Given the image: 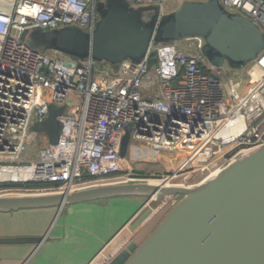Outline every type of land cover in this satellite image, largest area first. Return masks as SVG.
<instances>
[{"label":"built area","instance_id":"built-area-1","mask_svg":"<svg viewBox=\"0 0 264 264\" xmlns=\"http://www.w3.org/2000/svg\"><path fill=\"white\" fill-rule=\"evenodd\" d=\"M99 1L0 0V170H23L27 178L20 182L46 183L14 190L66 191L139 178L132 162L120 155L129 125L130 139L155 152L178 153L176 168L155 178L160 181L177 176L199 181L264 141V49L246 78L237 79L225 78V68L207 60L199 36L186 38L188 48L150 43L140 61L125 60L117 69L53 48L41 52L20 39L34 28L76 27L91 33ZM126 1L134 8L156 7L159 19L169 13L167 2L180 6L189 0ZM218 2L264 33V0ZM145 85H156V94H144ZM69 103L59 114L57 142L47 141L34 158H22L29 151L31 125L47 119L50 105Z\"/></svg>","mask_w":264,"mask_h":264},{"label":"water","instance_id":"water-1","mask_svg":"<svg viewBox=\"0 0 264 264\" xmlns=\"http://www.w3.org/2000/svg\"><path fill=\"white\" fill-rule=\"evenodd\" d=\"M95 29L76 27L24 30L20 39L34 49H57L98 65L140 61L150 43L171 44L199 36L202 54L214 66L232 68L252 62L264 49L263 31L248 18L225 11L218 0L183 1L157 18L156 7L134 8L126 0H100ZM61 107L49 106L47 119L31 125L56 143ZM130 128L124 130L120 155L125 156ZM129 178L94 183L66 191L0 194V211L56 207L100 198L163 196L173 203L123 264H264V141L242 150L195 184L150 183ZM44 236L0 237V243L38 245Z\"/></svg>","mask_w":264,"mask_h":264},{"label":"crops","instance_id":"crops-1","mask_svg":"<svg viewBox=\"0 0 264 264\" xmlns=\"http://www.w3.org/2000/svg\"><path fill=\"white\" fill-rule=\"evenodd\" d=\"M167 6L170 12L179 4ZM156 91V85H145L144 94ZM135 141L130 139L125 154L133 167L135 158L137 162L153 163L165 154ZM154 200L122 195L67 204L61 209L51 206L0 211V237L44 236L38 245L0 243V264H123L146 237L148 228L152 230L166 213L168 203L154 209L150 205Z\"/></svg>","mask_w":264,"mask_h":264},{"label":"rangeland","instance_id":"rangeland-1","mask_svg":"<svg viewBox=\"0 0 264 264\" xmlns=\"http://www.w3.org/2000/svg\"><path fill=\"white\" fill-rule=\"evenodd\" d=\"M172 2H167V5H169ZM191 42L187 41L186 39H182L179 41H176V46L177 47H182V48H188L189 44ZM252 65L251 62H249L248 64L242 66V67H238V68H232L230 67L226 62H224L222 64V67L225 68V78H237V79H245L246 78V73L247 70L250 68V66ZM70 103L67 104L65 107H61V114L62 112H64L65 110L67 111L70 107H69ZM131 126L129 125L127 128H130ZM47 135L45 133V131H31L30 135L28 137V147H29V151L28 153H23L21 155L22 158L26 157V158H34L35 157V153L36 151L47 142ZM132 141V140H131ZM137 144L139 141H135ZM128 155V153H127ZM137 156V154H136ZM138 158H135L134 160V173L136 174H141L138 175L139 178H147V179H155V178H161L162 176L166 175L167 173H169L170 171H172V169L176 168L177 165H171L172 162H176L179 159L178 153L173 152V153H165L162 155V157L158 160H156L155 162H151V163H147V162H137ZM144 171V172H141ZM140 172V173H139ZM122 173V172H121ZM135 178V176H129ZM124 180L126 179V177L123 178ZM182 177L181 176H177L173 179H171L169 181L170 184H192V183H196L198 182V177L197 178H193L190 179L189 182L188 181H182L181 180ZM3 182H20V181H15V180H3L0 181V183ZM8 192H15V193H41L43 191H20V190H14V189H0V194H5ZM180 198V196H177L175 198H173V203H175L178 199ZM164 200V197H158L156 200H154L150 205L152 208L154 209H158V207H162L163 205L166 204ZM172 202H168V206L165 207L163 214L168 210V208H170V204H173ZM157 222V221H156ZM156 222H153V226ZM158 223V222H157ZM156 223V224H157ZM151 230V228L149 227L148 230L146 231V235L149 233V231Z\"/></svg>","mask_w":264,"mask_h":264},{"label":"bare ground","instance_id":"bare-ground-1","mask_svg":"<svg viewBox=\"0 0 264 264\" xmlns=\"http://www.w3.org/2000/svg\"><path fill=\"white\" fill-rule=\"evenodd\" d=\"M220 167H214L212 169V174L217 173L219 171ZM27 178V173L23 170H17L15 168L6 169V170H0V181L3 180H15V181H21L23 179ZM165 184H170L168 180L162 181ZM199 182V181H198ZM150 183H161L160 180H152ZM195 184V183H194ZM187 185V184H184Z\"/></svg>","mask_w":264,"mask_h":264},{"label":"trees","instance_id":"trees-1","mask_svg":"<svg viewBox=\"0 0 264 264\" xmlns=\"http://www.w3.org/2000/svg\"><path fill=\"white\" fill-rule=\"evenodd\" d=\"M139 175H141V174H139ZM43 186H46V183L35 182V181H28V182H3V183H0V189L36 188V187H43Z\"/></svg>","mask_w":264,"mask_h":264}]
</instances>
